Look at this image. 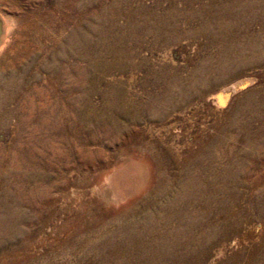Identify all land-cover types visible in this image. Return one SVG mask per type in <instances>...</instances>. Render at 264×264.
<instances>
[{
	"label": "rangeland",
	"instance_id": "obj_1",
	"mask_svg": "<svg viewBox=\"0 0 264 264\" xmlns=\"http://www.w3.org/2000/svg\"><path fill=\"white\" fill-rule=\"evenodd\" d=\"M0 14V264H264V0Z\"/></svg>",
	"mask_w": 264,
	"mask_h": 264
},
{
	"label": "bare ground",
	"instance_id": "obj_2",
	"mask_svg": "<svg viewBox=\"0 0 264 264\" xmlns=\"http://www.w3.org/2000/svg\"><path fill=\"white\" fill-rule=\"evenodd\" d=\"M12 23L11 20L0 14V52L7 43V35L9 31V24ZM222 97H218L221 99ZM225 101V100H224ZM117 188V187H116Z\"/></svg>",
	"mask_w": 264,
	"mask_h": 264
}]
</instances>
